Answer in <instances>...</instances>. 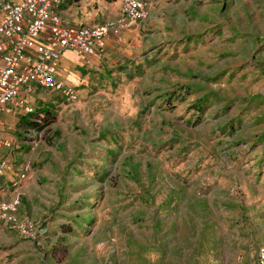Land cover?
<instances>
[{
	"label": "rangeland",
	"instance_id": "374dc122",
	"mask_svg": "<svg viewBox=\"0 0 264 264\" xmlns=\"http://www.w3.org/2000/svg\"><path fill=\"white\" fill-rule=\"evenodd\" d=\"M119 3L67 0L59 14L97 24ZM149 4L100 52L58 56L73 98L38 89L11 112L13 180L28 165L18 216L45 230L31 241L0 225V264H256L264 0Z\"/></svg>",
	"mask_w": 264,
	"mask_h": 264
},
{
	"label": "built area",
	"instance_id": "2783aa9c",
	"mask_svg": "<svg viewBox=\"0 0 264 264\" xmlns=\"http://www.w3.org/2000/svg\"><path fill=\"white\" fill-rule=\"evenodd\" d=\"M65 1L0 0V113L8 104L27 110L24 97L30 98L35 87L54 89L73 98L72 90L56 76L58 56L65 50L79 55L100 52L107 36L144 18L150 5L149 0H120L115 19L76 25L64 21L59 14ZM1 129L0 121V146L7 145L1 138ZM4 167L5 162L0 161V173ZM27 170L24 164L17 180L10 181L9 186L0 183V225L33 241L37 236L35 223L18 216V181ZM256 264H264L263 249L259 250Z\"/></svg>",
	"mask_w": 264,
	"mask_h": 264
},
{
	"label": "crops",
	"instance_id": "0c3cea01",
	"mask_svg": "<svg viewBox=\"0 0 264 264\" xmlns=\"http://www.w3.org/2000/svg\"><path fill=\"white\" fill-rule=\"evenodd\" d=\"M108 38H109V36H107L105 40H107ZM38 89L40 90V88H36V90L34 88V92L33 93H35V91H38ZM32 97H33V94L31 95L30 98H28L26 96L24 97L25 102H26L27 105L31 101L30 99ZM16 109H20V107H14L11 104L10 105L8 104V105L5 106L3 111L0 113V121H1V125H2L1 138H2V140L4 142H7V145H4V144L1 145L3 147L2 149H5V150H2L3 152L0 153V161H4L5 162V166H6V167H4L2 172L0 173V183H2V185H4V186H9L10 185L9 184L10 181H8V182L5 181L4 177L5 178H9V180L15 179L14 176L12 177V174L14 175L13 170L12 169H8L9 168V166H8L9 162H8L7 151L9 149L8 142H9L10 138L7 136V132L9 131V128H10L8 126V123H10V121H11L10 117L13 115L11 112H13ZM18 187H19V184H18ZM3 197L4 198L6 197V193L5 192H3Z\"/></svg>",
	"mask_w": 264,
	"mask_h": 264
},
{
	"label": "water",
	"instance_id": "95a60500",
	"mask_svg": "<svg viewBox=\"0 0 264 264\" xmlns=\"http://www.w3.org/2000/svg\"><path fill=\"white\" fill-rule=\"evenodd\" d=\"M45 230V225L42 224L40 227L37 228L38 233H42Z\"/></svg>",
	"mask_w": 264,
	"mask_h": 264
}]
</instances>
